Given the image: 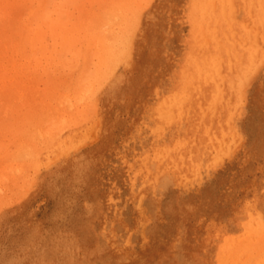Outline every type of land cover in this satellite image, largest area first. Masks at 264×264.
<instances>
[{"label": "rangeland", "instance_id": "1", "mask_svg": "<svg viewBox=\"0 0 264 264\" xmlns=\"http://www.w3.org/2000/svg\"><path fill=\"white\" fill-rule=\"evenodd\" d=\"M39 263L264 264V0H0V264Z\"/></svg>", "mask_w": 264, "mask_h": 264}, {"label": "bare ground", "instance_id": "2", "mask_svg": "<svg viewBox=\"0 0 264 264\" xmlns=\"http://www.w3.org/2000/svg\"><path fill=\"white\" fill-rule=\"evenodd\" d=\"M89 5H90V4H88V6H89ZM125 8H126V7H125ZM22 18H23V17H22ZM84 45H86V44H84ZM80 61H81V60H80ZM77 69H78V68H77ZM256 132H257V131H256ZM257 137H258V136H257ZM257 139H258V138H257ZM254 147H255V146H254ZM256 151H257V150H256ZM258 153H259V152H258ZM83 181H84V179H83ZM72 236H73V235H72ZM77 237H78V236H77ZM82 241H83V240H82ZM82 241H81V242H82ZM84 251H85V250H84ZM87 251H88V250H87ZM231 254H232V253H231ZM50 261H51V260H50ZM50 261H49V262H50ZM39 264H40V263H39Z\"/></svg>", "mask_w": 264, "mask_h": 264}]
</instances>
